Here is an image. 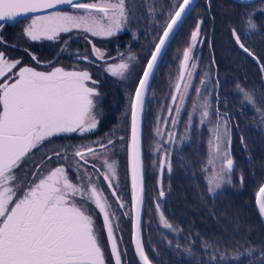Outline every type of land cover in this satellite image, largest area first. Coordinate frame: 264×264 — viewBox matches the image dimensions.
Wrapping results in <instances>:
<instances>
[{"label": "snow or ice", "instance_id": "1", "mask_svg": "<svg viewBox=\"0 0 264 264\" xmlns=\"http://www.w3.org/2000/svg\"><path fill=\"white\" fill-rule=\"evenodd\" d=\"M194 0H180L173 6L162 29V34L154 44L143 75L138 81L132 99L131 136L127 145L128 161L131 174V206L132 212H124V216L134 214L135 252L141 264H151L145 253L142 239V212L145 196V172L141 156L140 122L144 111L145 94L149 88L150 78L155 74L159 62L180 28L186 22V15L192 10ZM67 5L76 10L50 11L46 15H32L31 23L24 28V34L32 41L61 39V33H72L79 30L92 37H113L121 32L129 22L130 10L126 0H0V26L18 17L45 12ZM210 7V4H209ZM203 20H197L190 34L188 47L183 51L180 70L174 92L171 95L172 105L167 107L170 120H163L165 126H175L180 120L182 111H186L185 102L189 99L190 90H194L196 100H192V111L188 113V127L191 128L193 116L199 111L200 123L215 116V126L211 129L213 136L209 141L208 167L212 175L207 179L208 190L214 193L225 183H231V174L235 162L231 157V131L229 120L225 119L219 108L210 111L206 98H202V88L207 92V73L200 80V87L191 79L199 75L194 55L200 40ZM250 30L256 25L247 21ZM236 44L249 56L254 54L241 42L240 35L232 29ZM87 39V36L85 37ZM91 43V40L88 41ZM65 43H67L65 41ZM92 53L96 60L104 61L106 72L113 77L124 78L130 70V63H108L105 53L92 45ZM36 60L35 56H32ZM80 61H88V56H78ZM135 59L128 57V61ZM259 63V61H257ZM215 63L213 59V64ZM19 59L11 61L0 52V264H105L104 251L96 230L94 216H102L103 229L114 264H122L121 250L116 237L119 228L118 217L112 211V205L104 195L102 184H107L114 203L118 209L125 207L116 192L118 182L114 162H110L106 153L114 147V141L108 139L95 141L87 146H80L71 154L75 167L66 165L68 156L60 150L52 155L41 157L35 164L36 171L23 172L34 155L51 138L63 133H88L96 129V115L99 92L86 69L65 70L55 67L51 71H37L33 67L23 66ZM191 69V70H190ZM264 71V65L261 66ZM219 81H216L218 86ZM91 85V86H90ZM237 88L244 94L245 100L251 101V95ZM175 112V116H173ZM161 121L158 119V123ZM156 136L165 135L159 127ZM168 139L164 143H173L175 134L166 133ZM123 140V137H120ZM243 144V138H241ZM163 145L158 144L160 152ZM56 158L57 166L48 167L42 173V165H48ZM220 161L219 168L216 161ZM97 161H101L100 167ZM158 168L161 173L158 199L162 200L166 193L163 186V172L171 173L170 153L165 151L159 158ZM71 174V175H70ZM31 177V179H29ZM243 177H241V181ZM259 212L264 217V184L256 193ZM159 220L164 228L172 229V225L161 211L159 202L155 205Z\"/></svg>", "mask_w": 264, "mask_h": 264}, {"label": "rangeland", "instance_id": "2", "mask_svg": "<svg viewBox=\"0 0 264 264\" xmlns=\"http://www.w3.org/2000/svg\"><path fill=\"white\" fill-rule=\"evenodd\" d=\"M90 1L91 0H84V2ZM178 1L179 0H173L172 5L174 6L177 4ZM201 2L202 3H200L197 8L192 9L190 13L189 22H194V24L188 26L185 25V22L180 33H178L179 31L177 32L175 40L167 48L161 60L162 62L155 71L156 73L147 93L143 123L144 134L142 137L146 204L143 213L141 236L143 239L145 237H152L151 240L155 241L156 244L159 242V249L153 253L152 247H149L146 251L145 243H143L144 251L152 264H264V232L262 230L257 241H246L244 245L241 246L231 238L228 243L234 246L236 245L234 250L228 249L225 253H222V250H218V247H214V249L207 253V246L203 245L200 247L202 252L200 255L198 251L192 249V244L189 242L191 239L190 229L177 225L168 217L164 209L167 198L171 193L170 179L175 174L178 167L184 172L186 188H190V190H192L191 193L194 194V203L192 205L190 204V206L184 203V210L188 211L191 207L190 213H198L199 210L207 212L204 214L211 220L207 225L213 229H221L220 227L224 224V222L221 221L224 217L219 212L222 203L224 204L228 198L233 196L237 198V195L244 196L247 193H250L254 198L259 185L263 183L261 182L255 186L254 183L257 181L254 180L255 182L250 181L247 185L243 169L245 167V160L249 161L251 156L249 155V157H247L242 155V157H239L237 154L240 150L238 143L241 138H243V144L250 146L255 144L254 146L256 148L264 149V85H261L264 84V78H262L263 82L259 85L256 81L252 82L249 80L246 82L248 86L239 83L240 88L251 95V101H247L245 100L244 94L237 88V76L228 73V75L224 77L222 71L219 73L216 63L218 62L220 66H224L226 69L227 67H231L235 70H239L240 65L242 68L245 60L243 57H251L248 55L246 56L237 46L232 34V29H235L237 34L240 35L241 42L255 54L256 59L251 57L252 59L247 61L249 62L248 64L253 63L252 66L254 68L257 67L260 72H263L261 71L262 62L258 57L261 50L257 51L255 48L251 47L253 41L248 44L244 42L243 39L248 41L249 37L252 40H264V0H258L254 4H238L242 9H236V20L238 19L236 22L237 26L236 28L229 29V35H231L232 38L229 46L224 49L222 44L223 39L221 37L222 32H219L217 36L219 37L218 48L220 54H217L218 51H215L214 48V31L216 23L213 18L207 19L205 16V14H210L209 10L206 9V12L203 11L204 5L209 8L210 0H201ZM171 9V11L174 10L173 7ZM60 11L75 12L76 10L68 7ZM167 17L168 16L160 17V23L157 24L159 29H162L164 23L162 21H166ZM201 19L203 20V24L201 25L202 32L200 40L203 41V43H198L194 52V55L199 59L190 61V63H197L198 68L196 71L199 75L186 79H191L192 83L200 87V80L205 78V73L208 74L206 84L208 91L204 92L202 88V98L208 100L211 112L214 113L216 108H219L222 116L229 120L228 126L231 131V157L235 162V167L231 174V183H225L221 189L216 190L214 193L209 192L207 184L208 177L212 175L211 169L209 168V171L206 173L204 168L208 167L209 141L213 136L211 129L215 126V116H210L209 120L201 124L200 113L197 111L193 116L191 128L188 127V113L192 111L191 101L196 100L198 105L201 103V100H197L194 90H190L189 99L185 102L186 111L181 112L179 122L175 126L171 123L165 126L163 123V120H170L166 109L172 105L171 95L174 92V85L178 79L180 60L183 51L188 47L190 34L194 30L197 20ZM249 19L256 25L254 31L250 30L248 27L247 21ZM204 22H206L207 28L204 27ZM29 23H31V18L21 20L14 25L0 26V52H3L6 58L11 61L19 59L21 64L18 65V68L29 66L35 68L37 71H51L55 67H62L69 71L79 69V67H76L78 63L76 60L77 54L73 53L75 47L71 44V38L77 30H73L72 33H61V39L59 40L49 41L41 39L32 41L23 31ZM143 26L145 28V23H143ZM158 34L160 35L161 32L153 33V41L144 50L145 59L143 61H128L129 56L133 57V53L130 51L118 52L116 57H110L109 61L106 59L109 63H120L121 54H123V60L125 62H130V70L124 78L114 77L113 79L115 87L118 89L119 93L121 90L123 97L118 93V97H115V99H117L116 101L113 99L108 102L106 101L108 98L104 96L102 91L96 98V115L98 120L96 129L84 134L78 132L63 133L52 137L50 143L46 141L39 150H33L34 155L27 164L23 165L24 171L19 172L20 176H24L27 172L36 171L35 164L40 163L41 157L45 156V154L52 155L51 153H53L54 150H60L63 154L67 155L68 160L64 163L74 168L75 164L71 154L76 148L87 146L100 140H104L106 143L108 139H111L115 142L114 147L110 148L105 155L110 162L115 163L118 182L114 180L113 183L116 185V192L125 204L124 212L130 213L131 182L127 150V145L130 141V105L133 98L132 94L137 85L136 83L141 76L146 60L151 54V49L158 40ZM65 41L67 43H65ZM45 44L48 45V52L51 50V52L54 51L53 57H48V55L43 54ZM221 44L222 48L220 47ZM86 46L87 54L94 59V62H102L96 60L92 53V44H86ZM95 46L102 51L104 49V45L101 46L96 43ZM239 52L242 53V55H239ZM32 56H35L36 60H33ZM213 59L215 61L214 64ZM257 61H259V63ZM98 66L106 68L107 65ZM237 72L238 71H236V73ZM262 76L264 75L262 74ZM217 80L219 81L218 86L216 85ZM228 82H232L233 84ZM224 83H226V85H224ZM105 115L108 116L104 119ZM172 115L175 116V112H173ZM110 117L113 119L106 123V120ZM158 119L161 121L160 123H158ZM157 127L165 133L163 138L156 136ZM169 131L175 134L174 142L164 143V141L168 139L166 133ZM238 134L239 136H236ZM120 137H123V140H121ZM158 144L163 145L160 152L156 151ZM243 149H246L245 145H243ZM253 149L254 148L250 147L245 151L249 152ZM165 151L170 153L171 173H169L167 169L163 172L162 180L166 195L162 200H159L158 192L161 173L157 165L159 158L162 157ZM242 151L240 150V152ZM236 156H238V158ZM55 159L56 158L53 156V162L51 164L46 166L42 165L41 174L46 173L48 167L57 166ZM100 164L101 161H97L98 167H100ZM219 166L220 161L217 160L216 167L219 168ZM241 177H243L242 181ZM29 179H31V177H29ZM101 187L105 190L104 195L112 205L111 210L114 211L116 217L119 218L117 222L120 224L122 220H124L122 218L121 209H118V206L114 203L115 198L109 194L106 184H102ZM157 202L160 203L161 211L172 225V229L164 228L161 225L159 213L156 211L155 207ZM94 217L97 228V226L101 224V218ZM127 218L125 226H121L120 224L119 228L116 230V237L121 238L122 247L124 246L129 252L131 247H129L131 216H127ZM231 220L232 217L229 219L230 224L232 223ZM250 229L251 228L248 227V230ZM97 231L101 241L104 238L101 235H103L105 231L98 228ZM225 232L228 237L231 235H229L227 229H225ZM184 250H190L192 253L189 256L187 252H183ZM173 253L176 254V257ZM169 259H172L171 263ZM133 264H137L135 259Z\"/></svg>", "mask_w": 264, "mask_h": 264}, {"label": "trees", "instance_id": "3", "mask_svg": "<svg viewBox=\"0 0 264 264\" xmlns=\"http://www.w3.org/2000/svg\"><path fill=\"white\" fill-rule=\"evenodd\" d=\"M200 3H202L201 0L195 5L193 9L197 8ZM209 4H210L209 8L206 5H204L203 11L206 12V9L209 10L210 14L207 15L205 14V16L207 17V19L213 18L214 22L216 23L215 25L216 27L214 31V37H215L214 48L215 51H218L217 54H220L218 48L219 37L217 36L219 32L220 33L222 32L221 33V37L223 39L222 44L224 49L227 48L229 46L230 40L232 39L231 35H229L230 32L229 29L236 28L237 26L236 22L238 19L236 20L237 18L236 9L239 10L242 9V7L236 4V2L234 3L232 0H210ZM190 16L191 14L187 16L185 25L192 26L194 24V22L193 23L189 22ZM183 25L184 23L182 24V26ZM204 27L207 28L206 22H204ZM181 29L179 30L178 33H180ZM175 37L173 38V41L175 40ZM243 41L247 42L248 44L249 42L253 41L251 47L255 48L257 51L261 50V53L258 54V57L259 60L262 62V65H264V40L263 41H259L258 39L252 40L248 37V41L246 39H243ZM222 44L220 46L221 48H222ZM47 46H48L47 44L44 45L43 54L48 55V57H53L54 51L51 52L52 51L51 50L50 52H48ZM239 55H242V53L239 52ZM243 58H245V60L242 65V68L240 65L239 70H235L231 67H227L226 69L224 66H220V64H218L217 62L216 64L219 73L220 71H222L224 77L225 75H228V73L235 74L237 76V81H236L237 85H239V83H242L243 85L248 86V83L246 84L247 80L252 82L256 81L259 85L261 82H263L262 78H264V76H262V74L264 75V71L260 72L259 68L257 67L254 68L252 66L253 63L248 64L249 62L247 61L249 59L251 60L252 59L251 57L247 58L244 56ZM236 71L238 72L236 73ZM228 83H232V82H228ZM224 85H226V83H224ZM113 99L110 100L106 99V101L110 102ZM116 100L117 99H115V101ZM107 116L108 115H105L104 119ZM112 119L113 118L110 117L108 120H106V123L110 122V120ZM236 136H239V134ZM238 145H239V149L241 151L243 150L242 152H240L239 150L237 154L239 157H242V155H245L247 157H249V155L251 156L250 159L251 161L245 160V167L243 169L246 177L247 185L250 183V181H254V180L257 181V182L254 181L255 186L261 182H264V149L262 150L260 148H256L254 146L255 144H252L251 146L242 144L241 140L239 141ZM243 145H245L246 149H249L250 147L254 149L247 152L245 151L246 149H243ZM238 156L236 157L238 158ZM170 180H171L170 181L171 193L169 194L164 207L165 213H167L168 217H170L177 225H181L186 227L187 229L188 228L190 229L189 232L191 233V239L189 240V242L192 244V249L198 251L200 255L202 253L200 247L203 245L207 246L206 247L207 253H209L212 249H214V247H218V245L220 244L224 245L223 246L224 249L221 252L225 253V251L228 249L234 250L236 246L228 243L231 238H233L235 242H238L241 246H243L244 242L246 241H257V238L261 235V230L264 232L261 221L259 220L256 209L254 208V198L251 196L250 193H247L244 196L237 195V198L233 196L231 198H228V200H226L224 204L222 203L220 205L219 212L224 217L223 219H221V221L224 222V224L222 227H220L221 229H213L208 227L207 225L211 221L210 218H208V216L204 214L207 212L199 210L198 213L196 212L190 213L191 207L190 210L188 211L184 210V203H186L189 206L190 204L192 205L194 203L193 201L194 194L191 193L192 190H190V188H186V179L183 170L178 167L177 171ZM230 217H232L231 224L229 223ZM248 227H250L251 229L248 230ZM225 229H227L229 235L231 234L229 237L227 236ZM151 238L152 237H145L143 239V243H145L146 251L149 249V247H152V252L154 253L157 249H159V242H157L156 244L155 241L151 240ZM183 252H187L189 256L192 253V251L190 250H184ZM174 256L176 257V254H174ZM132 258L135 259L133 255ZM171 261L172 259H169L170 263Z\"/></svg>", "mask_w": 264, "mask_h": 264}, {"label": "flooded vegetation", "instance_id": "4", "mask_svg": "<svg viewBox=\"0 0 264 264\" xmlns=\"http://www.w3.org/2000/svg\"><path fill=\"white\" fill-rule=\"evenodd\" d=\"M172 1L173 0H126L127 6L130 10L129 22L121 32L117 33L113 37H92L90 34L83 33L82 31L79 30H77V32L76 31L74 32L75 34L71 38L72 40L71 44L75 47V51L73 53L77 54L76 60L78 61V63L76 64V67H79L80 70L86 69L90 72L92 78L97 81L95 87L97 88L99 94L103 91L104 96L110 100L115 97H118L117 95L119 92L114 85V81H113L114 77L111 76L110 73L106 72L105 67L98 66V65H106L105 62L104 61L94 62V59L87 54L86 44L96 45L97 43L101 46L104 45L103 51L106 53L105 59H107L108 61L110 57H116V54L118 52H129V51L133 53V57L135 58L130 62L143 61L145 59L144 50L153 41L152 40L153 33L159 32L157 30L159 29V26H157V24L160 23V17L168 16L172 10L171 9L173 7ZM90 2H92V0ZM179 2L180 0L178 1V3ZM162 22H164L162 25L164 26L166 21H162ZM143 23H145V28L143 26ZM86 36L87 39H85ZM89 40H91V43L88 42ZM48 50L49 48L47 49V51ZM78 56H88L89 60L93 62L89 63L88 61H80L77 59ZM119 94L123 97L121 90ZM108 191L109 194H111L109 189ZM123 213H124V208L121 209V214L123 215ZM98 217L101 218V224L97 226V228L104 231L102 216H96V218ZM93 218L95 220V217ZM122 218L124 220H122L120 224L121 226H125L126 220L128 218L127 216L124 215L122 216ZM101 236L104 237L100 241V243L104 251L105 264H114V259L112 258L111 255L110 244L107 241L106 232H104V234ZM129 238H130L129 240V247H130L131 236ZM117 240H118L119 248L121 250L122 264H133L134 261V259L132 258V255L134 257L133 250L131 252V247H130V251L128 252L124 246L122 247L121 238H117ZM223 246L224 245L221 244L218 245V250H223L224 249Z\"/></svg>", "mask_w": 264, "mask_h": 264}, {"label": "water", "instance_id": "5", "mask_svg": "<svg viewBox=\"0 0 264 264\" xmlns=\"http://www.w3.org/2000/svg\"><path fill=\"white\" fill-rule=\"evenodd\" d=\"M199 0H194V4H193V6H192V9L195 7V4L198 2ZM234 3L236 2L237 4H243V5H246V4H254V3H256L258 0H232ZM64 8H68V6L67 5H63V6H60V7H58L57 9H52V10H47V11H45V12H40V13H35V14H28L27 16H21V17H18L15 21H8V22H6V23H3V25H7V26H9V25H14L15 23H17V22H20L21 20H26V19H30L31 17H32V15H46V14H48V12H50V11H60V10H62V9H64ZM192 11V10H191ZM190 11V12H191ZM190 12L186 15V17H185V19L187 18V16L190 14ZM180 28H177V30H176V33L178 32V30H179ZM162 34V33H161ZM176 35V34H175ZM174 35V36H175ZM172 40H173V38H172ZM172 42V41H171ZM171 42H170V44H171ZM169 44V45H170ZM238 46V45H237ZM169 47V46H168ZM239 47V46H238ZM240 48V47H239ZM154 50V47L152 48V50H151V52ZM240 50L242 51V52H244L241 48H240ZM167 51V50H166ZM245 53V52H244ZM246 55H248L247 53H245ZM150 56H151V54L149 55V57H148V59H150ZM249 56V55H248ZM148 59L146 60V64H147V61H148ZM162 61H160L159 62V64H158V66L160 65V63H161ZM146 64H145V66H144V68L146 67ZM144 68H143V70H144ZM158 68V67H157ZM143 70H142V72H141V76H140V78L142 77V75H143ZM157 70V69H156ZM155 70V71H156ZM156 73V72H155ZM155 75V74H154ZM154 77V76H153ZM153 77L152 78H150V82H149V85L151 86V82H152V79H153ZM139 78V79H140ZM139 81V80H138ZM138 81H137V85H138ZM137 85H136V87H137ZM150 86H149V88H150ZM135 87V88H136ZM149 88H148V90H149ZM148 90L146 91V94H145V102H144V111H143V113H142V117H141V122H140V135H141V156H142V161H143V163H144V160H143V129H144V127H143V123H144V118H145V116H144V112H145V107H146V105H145V103H146V99H147V93H148ZM134 93H135V90H134V92H133V97H134ZM133 99V98H132ZM130 117H131V111H130ZM129 128H130V136H131V118H130V125H129ZM130 136H129V139H130ZM130 171V170H129ZM130 182H131V174H130ZM262 184H264V182L262 183ZM262 184H260L259 185V187L262 185ZM144 189H145V183H144ZM259 189V188H258ZM258 189H257V191H258ZM257 191H256V193H257ZM110 192H111V190H110ZM256 193H255V196H254V198H255V201H254V208L256 209V212H257V215H258V218H259V220L261 221V224H262V227H263V229H264V217H262L261 216V214H260V212H259V208H258V205H257V203H256ZM145 195H146V192H145ZM144 201H145V196H144ZM130 204H131V202H130ZM145 202H144V204H143V212H144V208H145ZM132 212V206H131V211H130V213ZM143 212H142V221H143V217H144V214H143ZM133 224H134V214L131 216V222H130V225H131V234H130V236H131V247L133 248V254H134V258H136V261H137V264H141V262L139 261V257L137 256V254H136V252H135V244H134V241H133V235H134V227H133ZM142 234V229H141V233H140V235ZM141 239H143L142 238V236H141ZM142 244H143V240H142ZM143 248H144V246H143ZM152 264V263H151Z\"/></svg>", "mask_w": 264, "mask_h": 264}]
</instances>
